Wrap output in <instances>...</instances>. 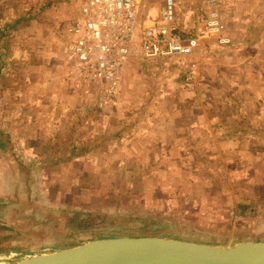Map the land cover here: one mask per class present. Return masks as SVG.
I'll use <instances>...</instances> for the list:
<instances>
[{"label": "rangeland", "instance_id": "rangeland-1", "mask_svg": "<svg viewBox=\"0 0 264 264\" xmlns=\"http://www.w3.org/2000/svg\"><path fill=\"white\" fill-rule=\"evenodd\" d=\"M176 1L193 9L185 19L194 32L205 0ZM215 2L228 44L210 37L189 56L131 55L99 113L94 96L67 78L64 26L76 0H0V264L106 234L264 240V154L221 152L171 127L189 120L198 133L204 99L219 109L197 59L231 64L264 50V0ZM157 3L146 0L150 13Z\"/></svg>", "mask_w": 264, "mask_h": 264}, {"label": "built area", "instance_id": "built-area-1", "mask_svg": "<svg viewBox=\"0 0 264 264\" xmlns=\"http://www.w3.org/2000/svg\"><path fill=\"white\" fill-rule=\"evenodd\" d=\"M145 2L76 0L77 15L64 26L67 78L82 94L94 96L99 113L112 103L121 70L131 55L142 59L189 56L203 38L212 37L218 45L231 41L215 0H205V18L194 32L185 19L193 12L191 7L176 0H158L150 13ZM140 11H144L142 16ZM195 64L188 60V78L193 76Z\"/></svg>", "mask_w": 264, "mask_h": 264}, {"label": "crops", "instance_id": "crops-1", "mask_svg": "<svg viewBox=\"0 0 264 264\" xmlns=\"http://www.w3.org/2000/svg\"><path fill=\"white\" fill-rule=\"evenodd\" d=\"M232 39L236 40L234 37ZM260 53L262 54L251 58H237L231 64L223 56H204L197 59L199 71L201 69V75L204 76L203 84L206 85L204 94L209 97L210 92L217 96L219 109L216 111L212 108L214 99L211 100V97L210 102L204 99L200 109H192L195 113L203 114V124L198 133L193 128L194 122L171 121L174 131L186 129L181 133L180 139L194 138L195 134H199L222 147L218 149L221 152L228 150L224 146L232 145L237 147L230 149L245 153L251 159L264 154L263 151L255 149L258 144H263L264 149V50ZM195 113L193 117L196 116ZM170 134L178 136V133Z\"/></svg>", "mask_w": 264, "mask_h": 264}, {"label": "water", "instance_id": "water-1", "mask_svg": "<svg viewBox=\"0 0 264 264\" xmlns=\"http://www.w3.org/2000/svg\"><path fill=\"white\" fill-rule=\"evenodd\" d=\"M7 264H264V240L223 246L158 234H106Z\"/></svg>", "mask_w": 264, "mask_h": 264}]
</instances>
